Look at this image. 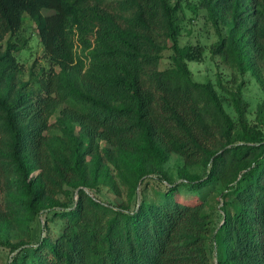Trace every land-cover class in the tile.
<instances>
[{
    "label": "trees",
    "instance_id": "1",
    "mask_svg": "<svg viewBox=\"0 0 264 264\" xmlns=\"http://www.w3.org/2000/svg\"><path fill=\"white\" fill-rule=\"evenodd\" d=\"M186 8L216 25L212 55L264 88V0H0V236L42 211L61 222L34 244L6 237L13 264H264V98L251 121L240 86L218 77L224 97L193 77L201 48L180 43ZM25 13L48 61L28 78ZM167 48L172 64L160 68ZM173 151L188 191L168 177ZM152 173L167 188L138 198ZM119 183L120 203L92 192L120 194Z\"/></svg>",
    "mask_w": 264,
    "mask_h": 264
},
{
    "label": "rangeland",
    "instance_id": "2",
    "mask_svg": "<svg viewBox=\"0 0 264 264\" xmlns=\"http://www.w3.org/2000/svg\"><path fill=\"white\" fill-rule=\"evenodd\" d=\"M186 15L182 20V34L180 35V43L182 45L188 44L191 46H198L201 48L199 52V58L189 60V65L193 72V77L196 80L207 81L211 80L216 85L218 91L226 96H230L229 92H224L218 85V77H222L223 81L229 85H233L231 88H237L240 86L244 99L249 101L250 108L247 113L248 118L254 121L258 104L264 98V88L259 84L256 78L251 72L240 73L238 70L232 68L227 64L223 58L219 55H212L210 51V45L219 39V32L216 25L205 15V9H190L186 8ZM52 9H44V12H51ZM25 21L21 30L20 37L26 41L25 46L17 52L19 61L24 64L23 77H29V70L32 64L37 61L39 64H48L47 58L44 54V46L41 41V37L38 34V30L34 21L31 19L28 13L24 15ZM222 31L225 32V27L221 26ZM172 49L167 48L163 52V57L160 61V68L168 67L172 64L171 58ZM235 81H234V80ZM225 107L228 112L237 116L236 110L232 102L225 98ZM57 112L51 117V121H55ZM184 164V156L181 153L173 151L168 161L165 162V169L168 173L170 180L180 182V189L182 191H188L189 188L186 184L181 183V178L178 176L179 168ZM193 171H203L200 165H193L191 167ZM120 184L121 193L118 194L110 186L106 184H100L92 192L98 195L101 199L111 201L113 203H120L128 199L127 187ZM168 186V181L163 179L156 173L150 174L138 188V198L145 196L150 200H158L159 193L164 191ZM219 193H214L211 197L208 205V210L212 212L214 217L213 228H216L222 219V211L220 209V196ZM76 191L72 190V193L68 196L70 203H73L74 197H76ZM5 192L1 188L0 183V206H5ZM63 199L65 195L59 194ZM135 202V198L132 199V205ZM52 211H42L39 213L29 224V226L14 225L9 231H6L5 235L0 236V264H13L12 257L16 251H11L10 248L3 243V240L8 237L11 241H17L25 239L31 244L37 242V240L46 232L56 234L61 227L60 221H54L50 219ZM50 219V220H47ZM212 245H215V240H211ZM215 254V251L213 252ZM216 260V256H214Z\"/></svg>",
    "mask_w": 264,
    "mask_h": 264
}]
</instances>
